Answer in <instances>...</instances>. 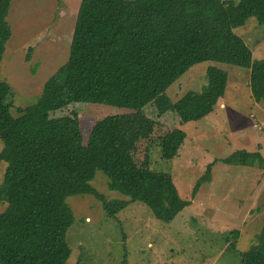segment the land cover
<instances>
[{
    "label": "trees",
    "instance_id": "16d2710c",
    "mask_svg": "<svg viewBox=\"0 0 264 264\" xmlns=\"http://www.w3.org/2000/svg\"><path fill=\"white\" fill-rule=\"evenodd\" d=\"M11 0H0V60L11 35L6 20ZM254 16L264 25V0H80L67 60L43 84L37 100L20 114L10 113L11 86L0 79V264H67L66 232L73 214L66 197L98 196L109 215L124 202L106 201L89 181L97 170L108 186L130 200H141L152 214L171 222L190 200L180 197L172 175L136 166L113 139L111 122L97 120L86 141L78 118L51 119L49 111L71 102L106 104L139 110L153 102L158 114L175 111L181 121L211 113L227 84L216 65L205 70L200 90L172 101L166 89L194 64L223 62L249 69L256 102L264 98V56L234 33ZM186 137L172 129L159 141L162 156L173 158ZM227 164L264 169L259 151L237 149ZM210 164L195 182L210 181ZM236 232V231H235ZM239 264H264V225Z\"/></svg>",
    "mask_w": 264,
    "mask_h": 264
},
{
    "label": "rangeland",
    "instance_id": "374dc122",
    "mask_svg": "<svg viewBox=\"0 0 264 264\" xmlns=\"http://www.w3.org/2000/svg\"><path fill=\"white\" fill-rule=\"evenodd\" d=\"M79 4L11 0L6 16L11 35L0 60V79L12 89V116L37 100L46 79L67 60ZM234 33L253 59L264 56V25L256 17H248ZM211 64L227 72V84L213 111L199 120L181 121L173 110L159 115L153 102L139 110L71 102L49 111L51 119L75 115L84 141L93 124L107 118L114 141L133 164L169 172L180 197L190 200L171 222H164L143 201L110 189L107 176L97 170L90 185L104 200L125 205L109 215L94 194L66 197L73 214L66 232L67 264H239L240 253L264 225V169L215 159L237 149L264 156V98L253 99L248 68L213 61L194 64L166 94L176 101L187 90H200ZM174 128L186 137L178 153L166 159L159 141ZM209 164L210 181L192 195ZM5 166L0 161V184ZM5 206L0 200V212Z\"/></svg>",
    "mask_w": 264,
    "mask_h": 264
}]
</instances>
